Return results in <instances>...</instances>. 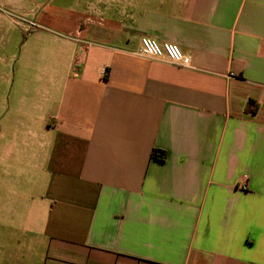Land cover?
Masks as SVG:
<instances>
[{
	"label": "crops",
	"instance_id": "1",
	"mask_svg": "<svg viewBox=\"0 0 264 264\" xmlns=\"http://www.w3.org/2000/svg\"><path fill=\"white\" fill-rule=\"evenodd\" d=\"M43 15L33 182L6 201L0 264H264V0ZM142 36L189 64L137 54Z\"/></svg>",
	"mask_w": 264,
	"mask_h": 264
},
{
	"label": "rangeland",
	"instance_id": "2",
	"mask_svg": "<svg viewBox=\"0 0 264 264\" xmlns=\"http://www.w3.org/2000/svg\"><path fill=\"white\" fill-rule=\"evenodd\" d=\"M79 1L0 2V263L8 259L3 240L9 239L10 246L15 247L4 225L6 201L17 193L15 187L21 192L24 180L33 182L30 150L23 149L21 144L25 132L35 130L36 126V87L31 84L36 79V54L43 53L48 46L42 42L45 33L41 28L53 29L47 18L43 20L47 24L40 26L43 22L37 17L45 14L51 20L56 11L69 10ZM42 68L48 70L47 66Z\"/></svg>",
	"mask_w": 264,
	"mask_h": 264
},
{
	"label": "built area",
	"instance_id": "3",
	"mask_svg": "<svg viewBox=\"0 0 264 264\" xmlns=\"http://www.w3.org/2000/svg\"><path fill=\"white\" fill-rule=\"evenodd\" d=\"M29 24L34 25V22L29 21ZM136 53L150 58L165 56L170 62L180 66H187L189 64V57L181 52L177 44L172 42L159 43L147 36L140 38Z\"/></svg>",
	"mask_w": 264,
	"mask_h": 264
},
{
	"label": "trees",
	"instance_id": "4",
	"mask_svg": "<svg viewBox=\"0 0 264 264\" xmlns=\"http://www.w3.org/2000/svg\"><path fill=\"white\" fill-rule=\"evenodd\" d=\"M153 155H154L155 157L160 158V159H162V158L164 157V153H163V151H161V150H154Z\"/></svg>",
	"mask_w": 264,
	"mask_h": 264
}]
</instances>
